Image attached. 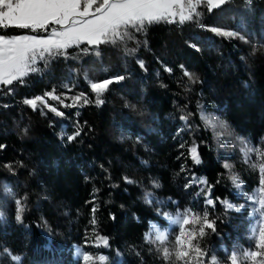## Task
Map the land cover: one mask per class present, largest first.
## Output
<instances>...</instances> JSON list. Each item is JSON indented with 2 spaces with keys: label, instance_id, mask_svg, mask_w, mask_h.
<instances>
[{
  "label": "trees",
  "instance_id": "16d2710c",
  "mask_svg": "<svg viewBox=\"0 0 264 264\" xmlns=\"http://www.w3.org/2000/svg\"><path fill=\"white\" fill-rule=\"evenodd\" d=\"M198 13L129 29L115 45L69 48L23 84L1 86L0 264H83L77 247L107 258L95 264H184L146 240L174 206L215 221V232L193 241L207 253L203 264L213 256L231 264L237 247L251 246L248 204L264 152V0H229L211 12L202 4ZM108 79L97 105L90 83ZM53 89L60 99L46 102L63 116L24 103ZM249 146L255 155L243 153Z\"/></svg>",
  "mask_w": 264,
  "mask_h": 264
},
{
  "label": "snow or ice",
  "instance_id": "6c2138e0",
  "mask_svg": "<svg viewBox=\"0 0 264 264\" xmlns=\"http://www.w3.org/2000/svg\"><path fill=\"white\" fill-rule=\"evenodd\" d=\"M225 3L226 0H0V30H4L0 32V85L7 87L13 85L14 82L23 84L24 78L30 73L40 71L36 67L38 61H44L47 64L50 58L66 56L69 48H79L82 44L96 48L101 44L115 45L118 40H123L128 35L129 29L144 31L146 26L154 23H174L177 16L179 23L183 24L185 21L192 20L193 15H200L196 11L199 5L205 4L211 12ZM248 3H251V0H248ZM10 28L29 30L35 35L27 33L8 35L6 32ZM211 30L227 37L237 35L231 31H221L215 28ZM87 50V48L84 49V51ZM96 55H99V51ZM140 64L143 67V62ZM184 74L191 78V73L185 71ZM117 79L122 80L123 77ZM111 83H113L111 79L90 83L91 90L96 95L97 105L104 103L100 97ZM83 95L81 94L76 99H81ZM46 97H50L51 100L60 99L53 89L45 93L43 97L26 99L24 103L36 109L39 101L56 115L63 116V112L47 104ZM84 103H89V101L85 98ZM181 119L187 120L186 117H181ZM209 124L215 128V124L211 121ZM79 134L77 131L75 135ZM68 139L73 140L75 136H69ZM247 151H253V149H247ZM190 152L193 161L199 163L197 148L193 146ZM258 154L262 160L255 166L259 169L261 187L256 203L259 204L261 210V220L259 227L253 229L254 250L231 253V264H243V261L264 264V259H257L264 257V152H258ZM225 168H229V165L225 164ZM231 179L233 184L239 188L238 177L232 176ZM199 183L207 184V181L201 180ZM224 203L227 207H232L226 201ZM16 204V220L21 222L24 208L19 200ZM208 204H214V201L208 200ZM2 216L3 213H0V217ZM168 219L173 224L179 225V232L173 241L176 261H183L184 264L196 261V264H203L200 258L206 256L207 253L200 248L198 243L194 245L193 241L197 235L199 237L205 235V228L215 232V221H209L206 212L201 217L198 213H193L191 209H186L176 218L168 217ZM190 224L193 227L188 229L186 226ZM195 225H200L198 232ZM98 239L104 246H107L108 241L105 237H98ZM167 239L168 236L164 232L156 234V240L161 243ZM190 253H192L191 256ZM171 255L172 253L167 248L163 249V256L166 260L170 259ZM12 259L17 262L20 260L17 256H12ZM82 259L84 264H95L97 259L103 262L107 258L94 257L85 252ZM210 261L211 264H216L215 256L211 257Z\"/></svg>",
  "mask_w": 264,
  "mask_h": 264
},
{
  "label": "rangeland",
  "instance_id": "374dc122",
  "mask_svg": "<svg viewBox=\"0 0 264 264\" xmlns=\"http://www.w3.org/2000/svg\"><path fill=\"white\" fill-rule=\"evenodd\" d=\"M227 1H229V0H226V2ZM201 5H199L197 7V9H196L197 12H198V10H199ZM193 16H198V15H193ZM176 22H179V17L178 16L176 17ZM26 33L35 35V33H30L28 31ZM39 62L40 61H38L37 64ZM1 86L2 85H0V88H1ZM247 149H253V148L249 146V147L245 148V150H243V153L247 152L248 155H255L256 152H255L254 149H253V151H247ZM255 163H256V165H258L260 163V161H256ZM258 199H259V190H257L256 193L254 194V196L251 197V200H250V202L248 204V206L250 208V211H249V218H248L249 219V225H248V228H247V235H248L247 237H248V242L251 244V246H249V245L239 246L233 252L242 253V252H244L246 250H254V242L255 241H254V238H253V229L259 227V223H260V220H261V210L259 208V204L256 203V201ZM184 212H185V210L179 209V208H175V206L173 208H171V209H168L165 212V214L163 215V218L165 219V221L167 223V226L165 228H162V227H160V226H158L156 224H153L152 227H151V230L146 235L147 242L152 244V245H154L157 249L161 250L162 252H163L164 248H167L168 251L170 253H172L171 256H173L174 255L173 241H174L176 235L179 232V225L178 224H173L168 219V217L176 218V217L180 216ZM0 218H2V217H0ZM186 227L188 229H191L192 225L190 224V225H187ZM158 232H164V233L167 234L168 239L164 243H161L160 241L156 240V234ZM83 254H84V251L80 247H77L76 251H75V258L77 260H81L82 263L84 264L83 259H82ZM257 259H264V257H258ZM243 264H252V262L251 261H243Z\"/></svg>",
  "mask_w": 264,
  "mask_h": 264
},
{
  "label": "water",
  "instance_id": "95a60500",
  "mask_svg": "<svg viewBox=\"0 0 264 264\" xmlns=\"http://www.w3.org/2000/svg\"><path fill=\"white\" fill-rule=\"evenodd\" d=\"M30 32V31H29Z\"/></svg>",
  "mask_w": 264,
  "mask_h": 264
}]
</instances>
